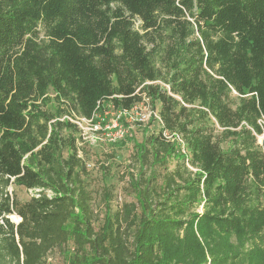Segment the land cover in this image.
<instances>
[{"label": "trees", "instance_id": "1", "mask_svg": "<svg viewBox=\"0 0 264 264\" xmlns=\"http://www.w3.org/2000/svg\"><path fill=\"white\" fill-rule=\"evenodd\" d=\"M141 103L134 200L95 228L75 120ZM260 120L264 0H0V264H264Z\"/></svg>", "mask_w": 264, "mask_h": 264}, {"label": "rangeland", "instance_id": "2", "mask_svg": "<svg viewBox=\"0 0 264 264\" xmlns=\"http://www.w3.org/2000/svg\"><path fill=\"white\" fill-rule=\"evenodd\" d=\"M136 107H139L138 111L145 115L151 108L146 103L138 104ZM155 112L157 113L156 110ZM119 116V111L109 109L102 116H96L94 122L77 120L78 126L86 135L83 157L89 172L87 184L92 193L91 204L95 228L102 224L106 205L112 213L123 202L134 200L133 196L127 192L129 178L127 174L129 170H133L129 167L134 148L133 140H141L145 127L155 132L159 129V123L154 120L150 124L147 121L137 124L131 117L119 119ZM121 131L123 132L121 139L117 138L115 142L110 140ZM258 141H261V136H258ZM105 190L110 196L108 200H106L107 196L104 197ZM8 191L15 194L19 200H25L33 193L31 190L14 185L9 186ZM11 219L15 222L19 220L16 215H12ZM71 250V243L67 245L66 251L53 250L46 257L44 264H68V254Z\"/></svg>", "mask_w": 264, "mask_h": 264}, {"label": "built area", "instance_id": "3", "mask_svg": "<svg viewBox=\"0 0 264 264\" xmlns=\"http://www.w3.org/2000/svg\"><path fill=\"white\" fill-rule=\"evenodd\" d=\"M138 109H140L139 107H136V106H134L132 109H130V110H123V111H121V112H119V114L121 115H125L126 117H131L132 118V120H134L135 122H144V121H147L148 119H149V117L151 116V115H153V116H155V117H157L158 118V115H157V113L154 111V110H152L151 108L147 111V114L145 115V114H142V113H140V111H138ZM145 115V116H144ZM145 119H147V120H145ZM79 120H85V121H87V122H92V120L91 119H85V118H80ZM75 122L78 124L79 122H77V120H75ZM264 123V120H260V123ZM165 135H166V137L167 138H169V139H171V140H176L181 146H182V148L184 147V144H183V140H182V138H181V136L180 135H178V134H166L165 133ZM123 137V132L121 131L120 132V134H118L117 136H114L113 138H110V140H115V139H117V138H122ZM82 138L85 140L86 139V135H85V132H83L82 131ZM86 141V140H85Z\"/></svg>", "mask_w": 264, "mask_h": 264}]
</instances>
